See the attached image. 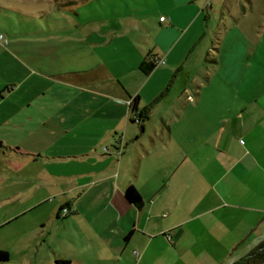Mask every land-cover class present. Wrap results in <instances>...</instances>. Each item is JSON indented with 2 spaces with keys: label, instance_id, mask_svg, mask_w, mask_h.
<instances>
[{
  "label": "crops",
  "instance_id": "obj_1",
  "mask_svg": "<svg viewBox=\"0 0 264 264\" xmlns=\"http://www.w3.org/2000/svg\"><path fill=\"white\" fill-rule=\"evenodd\" d=\"M169 1L167 19L124 41L129 59L114 72H101L95 45L0 44V168L21 162L56 194V218L71 209L61 218L80 232L71 248L136 250L135 264H233L264 241V6H229L213 26L211 0ZM200 34L202 63L179 70ZM155 56L162 68L143 73ZM97 78L109 88L96 93ZM135 97L147 118L136 120Z\"/></svg>",
  "mask_w": 264,
  "mask_h": 264
},
{
  "label": "rangeland",
  "instance_id": "obj_2",
  "mask_svg": "<svg viewBox=\"0 0 264 264\" xmlns=\"http://www.w3.org/2000/svg\"><path fill=\"white\" fill-rule=\"evenodd\" d=\"M194 1L191 5L204 0ZM218 1L211 0L216 16L209 17L210 10L203 12L208 25H217L222 11L229 6L249 8L246 0H232L234 4L223 0L220 5ZM251 1L254 7L259 3L264 6V0ZM208 5L206 2L203 8ZM172 6L169 0H0V44L11 48L21 41H63L66 48L79 46L80 54L95 45L101 72H114L129 59L124 41L136 40L146 23L156 26L159 16L167 19ZM116 33L121 34L115 36ZM205 40L200 34L194 46L182 55L179 70L202 63L195 55ZM162 66L158 65V69ZM5 79L0 60V83ZM106 81L97 78L92 84L96 93L109 88ZM52 192L50 187L34 185L30 171L21 162L11 160L8 169L0 168V249L9 253V260L0 264H57V260H67L69 264H135L136 250L130 255L119 250L88 249L81 246V240L72 249L67 239L70 235L78 237L80 232L74 223L61 219L66 216L61 209L56 218L58 202Z\"/></svg>",
  "mask_w": 264,
  "mask_h": 264
},
{
  "label": "trees",
  "instance_id": "obj_3",
  "mask_svg": "<svg viewBox=\"0 0 264 264\" xmlns=\"http://www.w3.org/2000/svg\"><path fill=\"white\" fill-rule=\"evenodd\" d=\"M139 69L143 73H149L152 69L156 67V64L153 62V60H150L148 62H145L144 60L141 61L138 65ZM136 100L135 97L132 99V107L134 111L136 110ZM147 109H143L141 112L138 111V118L141 119L143 117L144 119L147 118L146 116ZM1 145V142H0ZM124 196L125 198L131 202L133 205L140 207L142 204L141 197L137 190L132 186L128 185L124 190ZM61 209V208H60ZM9 260V253L6 250L0 249V262L8 261ZM57 264H69L67 260H57ZM264 263V241L259 243L254 249L251 250V252L245 256L244 258L240 259L239 261L233 263V264H263Z\"/></svg>",
  "mask_w": 264,
  "mask_h": 264
},
{
  "label": "built area",
  "instance_id": "obj_4",
  "mask_svg": "<svg viewBox=\"0 0 264 264\" xmlns=\"http://www.w3.org/2000/svg\"><path fill=\"white\" fill-rule=\"evenodd\" d=\"M163 19H164V18L162 17L161 20H163ZM153 62L156 64V66H158V65H163V64H164V60L161 59V58H159L158 56H157V57L155 56V58H153ZM187 99L191 100L192 97H191L190 95H187ZM127 104H128L129 106L132 105V99L127 100ZM134 112H135V118H136V120L138 121V120H139V118H138V116H137V115H138V111H134ZM103 151H104L105 153H114V152H116V153L118 154V153L121 152V149L114 151V150L111 149V148L104 147V148H103ZM70 212H71V209H70L69 207H62L60 213H61L62 215H67V214H69Z\"/></svg>",
  "mask_w": 264,
  "mask_h": 264
}]
</instances>
